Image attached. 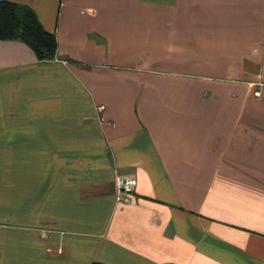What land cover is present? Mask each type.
<instances>
[{"label": "crops", "instance_id": "1", "mask_svg": "<svg viewBox=\"0 0 264 264\" xmlns=\"http://www.w3.org/2000/svg\"><path fill=\"white\" fill-rule=\"evenodd\" d=\"M8 1L0 264H264V0Z\"/></svg>", "mask_w": 264, "mask_h": 264}, {"label": "trees", "instance_id": "2", "mask_svg": "<svg viewBox=\"0 0 264 264\" xmlns=\"http://www.w3.org/2000/svg\"><path fill=\"white\" fill-rule=\"evenodd\" d=\"M0 40L25 43L42 62L53 60L58 48L56 35L44 29L31 7L8 0H0Z\"/></svg>", "mask_w": 264, "mask_h": 264}, {"label": "built area", "instance_id": "3", "mask_svg": "<svg viewBox=\"0 0 264 264\" xmlns=\"http://www.w3.org/2000/svg\"><path fill=\"white\" fill-rule=\"evenodd\" d=\"M259 89L255 90L254 94L259 95ZM103 106H99L101 110ZM137 180L133 175L116 174L114 178V197L117 202H128L130 194L134 190Z\"/></svg>", "mask_w": 264, "mask_h": 264}]
</instances>
